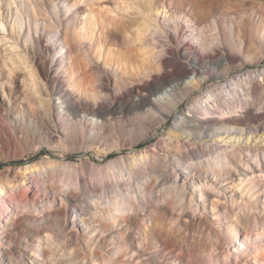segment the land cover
I'll list each match as a JSON object with an SVG mask.
<instances>
[{
  "label": "bare ground",
  "instance_id": "1",
  "mask_svg": "<svg viewBox=\"0 0 264 264\" xmlns=\"http://www.w3.org/2000/svg\"><path fill=\"white\" fill-rule=\"evenodd\" d=\"M263 61L264 0H0V264H264Z\"/></svg>",
  "mask_w": 264,
  "mask_h": 264
},
{
  "label": "rangeland",
  "instance_id": "2",
  "mask_svg": "<svg viewBox=\"0 0 264 264\" xmlns=\"http://www.w3.org/2000/svg\"><path fill=\"white\" fill-rule=\"evenodd\" d=\"M42 35V40L43 42H45L46 44H49L50 42L47 41V34L45 32H42L41 33ZM22 43V47L23 46V40H21ZM48 42V43H47ZM264 67V61L262 62V66L258 67V70H261L262 68ZM249 68H251V71L254 70L255 71V68L254 66H249ZM170 122H171V119L169 120V122L167 124H165L164 126H162L158 132L154 135H151V136H148L147 138L145 139H141L139 140V142H142V147L144 146H151L153 143L156 142V140L161 136L163 137V135H167V134H172V131H171V128H170ZM169 128V129H168ZM113 143V142H112ZM75 149V148H74ZM72 147H71V151L69 150L68 154L67 155V161L68 162H79L80 160H84V161H92L94 162L95 161V164H100V165H105L107 164L108 161L112 160V159H115L121 155H128L131 148L128 147V146H125L123 149H114L112 148L111 151H108V152H105L103 149L99 150L97 149L96 147L92 146L90 147V149L84 151V150H81V149H77L74 150ZM53 151H51L50 149H43V151H41L40 153L38 154H35L33 155V160H32V163L37 161V159H40L39 157H43L44 155H50L52 154ZM12 160V161H11ZM80 161V162H81ZM20 164H22V162L17 158V159H8V160H5V159H2L0 160V169H3L5 167H17L18 165L21 166ZM59 184V182H58ZM33 193L35 192V189H33L32 191Z\"/></svg>",
  "mask_w": 264,
  "mask_h": 264
}]
</instances>
